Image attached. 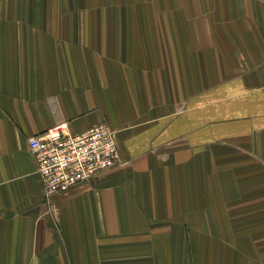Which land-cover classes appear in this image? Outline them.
Masks as SVG:
<instances>
[{
	"label": "crops",
	"instance_id": "0c3cea01",
	"mask_svg": "<svg viewBox=\"0 0 264 264\" xmlns=\"http://www.w3.org/2000/svg\"><path fill=\"white\" fill-rule=\"evenodd\" d=\"M61 122L123 165L48 199ZM0 264H264V0H0Z\"/></svg>",
	"mask_w": 264,
	"mask_h": 264
},
{
	"label": "built area",
	"instance_id": "2783aa9c",
	"mask_svg": "<svg viewBox=\"0 0 264 264\" xmlns=\"http://www.w3.org/2000/svg\"><path fill=\"white\" fill-rule=\"evenodd\" d=\"M48 199L123 165L115 132L107 123L72 134L61 122L29 138Z\"/></svg>",
	"mask_w": 264,
	"mask_h": 264
},
{
	"label": "rangeland",
	"instance_id": "374dc122",
	"mask_svg": "<svg viewBox=\"0 0 264 264\" xmlns=\"http://www.w3.org/2000/svg\"><path fill=\"white\" fill-rule=\"evenodd\" d=\"M29 140V139H28ZM37 174H38V171H37ZM39 175V174H38ZM40 177V176H39ZM42 181V180H41ZM43 183V182H42ZM43 187H44V185H43ZM44 191H45V188H44ZM45 195H46V193H45ZM47 197V196H46Z\"/></svg>",
	"mask_w": 264,
	"mask_h": 264
}]
</instances>
